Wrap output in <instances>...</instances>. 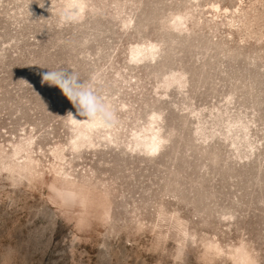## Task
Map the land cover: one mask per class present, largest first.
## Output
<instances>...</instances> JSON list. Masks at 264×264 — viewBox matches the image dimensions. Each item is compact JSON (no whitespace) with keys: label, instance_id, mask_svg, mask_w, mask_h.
<instances>
[{"label":"rangeland","instance_id":"obj_1","mask_svg":"<svg viewBox=\"0 0 264 264\" xmlns=\"http://www.w3.org/2000/svg\"><path fill=\"white\" fill-rule=\"evenodd\" d=\"M0 264H264V0H0Z\"/></svg>","mask_w":264,"mask_h":264},{"label":"clouds","instance_id":"obj_2","mask_svg":"<svg viewBox=\"0 0 264 264\" xmlns=\"http://www.w3.org/2000/svg\"><path fill=\"white\" fill-rule=\"evenodd\" d=\"M81 6L69 3L57 12L61 25L79 22ZM42 84L59 88L71 103L75 112L69 110L67 118L73 123L83 122L91 127L114 129L119 125V117L103 94L100 77L93 73L88 80H82L79 74L67 68L49 69L42 74Z\"/></svg>","mask_w":264,"mask_h":264}]
</instances>
